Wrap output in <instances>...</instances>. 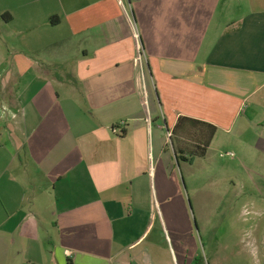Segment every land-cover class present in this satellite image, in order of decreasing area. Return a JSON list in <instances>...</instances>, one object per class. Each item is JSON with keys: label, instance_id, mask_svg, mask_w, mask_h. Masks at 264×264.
<instances>
[{"label": "crops", "instance_id": "obj_1", "mask_svg": "<svg viewBox=\"0 0 264 264\" xmlns=\"http://www.w3.org/2000/svg\"><path fill=\"white\" fill-rule=\"evenodd\" d=\"M179 116L263 150L264 0H0V264H192Z\"/></svg>", "mask_w": 264, "mask_h": 264}, {"label": "rangeland", "instance_id": "obj_2", "mask_svg": "<svg viewBox=\"0 0 264 264\" xmlns=\"http://www.w3.org/2000/svg\"><path fill=\"white\" fill-rule=\"evenodd\" d=\"M123 3L130 14L134 0ZM213 141L204 157L193 159V173L181 179L191 228L189 259L264 264V147L257 151L246 139L231 140L221 132Z\"/></svg>", "mask_w": 264, "mask_h": 264}, {"label": "trees", "instance_id": "obj_3", "mask_svg": "<svg viewBox=\"0 0 264 264\" xmlns=\"http://www.w3.org/2000/svg\"><path fill=\"white\" fill-rule=\"evenodd\" d=\"M215 130L213 124L179 116L169 137L176 152L177 162L204 157Z\"/></svg>", "mask_w": 264, "mask_h": 264}, {"label": "built area", "instance_id": "obj_4", "mask_svg": "<svg viewBox=\"0 0 264 264\" xmlns=\"http://www.w3.org/2000/svg\"><path fill=\"white\" fill-rule=\"evenodd\" d=\"M129 22H130V25H131V30H132L133 36L135 38L136 47H137V54H136V57H135L134 61H135V64L137 65V67L139 69V75H140L141 83H142V80L145 79V71H144V66H143L144 54L142 52L141 43H140V41L138 39L137 31L135 29L134 24L130 20V18H129ZM121 124H122V122H121ZM170 135H171V132L167 131L166 137L169 138Z\"/></svg>", "mask_w": 264, "mask_h": 264}]
</instances>
